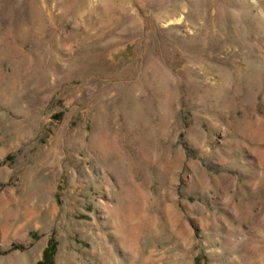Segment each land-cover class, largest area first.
<instances>
[{"label":"rangeland","instance_id":"374dc122","mask_svg":"<svg viewBox=\"0 0 264 264\" xmlns=\"http://www.w3.org/2000/svg\"><path fill=\"white\" fill-rule=\"evenodd\" d=\"M51 238L264 264V0H0V264Z\"/></svg>","mask_w":264,"mask_h":264},{"label":"trees","instance_id":"16d2710c","mask_svg":"<svg viewBox=\"0 0 264 264\" xmlns=\"http://www.w3.org/2000/svg\"><path fill=\"white\" fill-rule=\"evenodd\" d=\"M13 249H23L21 246H15ZM58 252V242L55 238H51L47 248L44 251L43 259L39 264H55L56 254ZM197 264H201L200 260Z\"/></svg>","mask_w":264,"mask_h":264}]
</instances>
